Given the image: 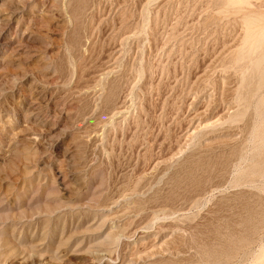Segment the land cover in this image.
I'll return each mask as SVG.
<instances>
[{"label":"rangeland","instance_id":"1","mask_svg":"<svg viewBox=\"0 0 264 264\" xmlns=\"http://www.w3.org/2000/svg\"><path fill=\"white\" fill-rule=\"evenodd\" d=\"M262 54L264 0H0V264H264Z\"/></svg>","mask_w":264,"mask_h":264},{"label":"bare ground","instance_id":"2","mask_svg":"<svg viewBox=\"0 0 264 264\" xmlns=\"http://www.w3.org/2000/svg\"><path fill=\"white\" fill-rule=\"evenodd\" d=\"M261 39H262V38H261ZM256 44H257V43H256ZM253 49H254V47H253ZM252 55H253V54H252ZM253 56H254V55H253ZM255 58H256V57H255ZM250 59H251V58H250ZM256 59H257V58H256ZM263 60H264V54H262V55L259 56V61H258V66H257V68H259V65L262 64V61H263ZM251 61H252V60H251ZM251 66H252V65H251ZM249 68H250V67H249ZM260 69L262 70L263 68H260ZM261 70H260V71H261ZM254 72H255V70H254V71H251V73H252V74H251V78L254 77ZM257 73H258V72H257ZM248 78H249V77H248ZM250 82H251V81H250V79H249V82H248V83L250 84ZM249 84H248V86H249ZM243 87H244V85H243ZM244 88H245V87H244ZM245 89H246V88H245ZM250 93H251V92H249V95H250ZM241 97H242V96H241ZM248 97H250V96H248V94H245V100H246ZM240 99H241V98H240ZM241 100H244V99H241ZM244 105H245V104H244ZM208 253H209V252H208ZM210 254H211V253H210ZM204 256H205V255H204Z\"/></svg>","mask_w":264,"mask_h":264}]
</instances>
